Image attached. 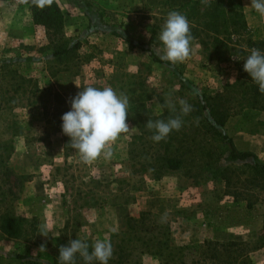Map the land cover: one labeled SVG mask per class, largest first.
<instances>
[{"label":"rangeland","instance_id":"1","mask_svg":"<svg viewBox=\"0 0 264 264\" xmlns=\"http://www.w3.org/2000/svg\"><path fill=\"white\" fill-rule=\"evenodd\" d=\"M54 1L64 21L61 34L50 36L33 23L28 4L0 0V142L8 141L0 146H12L6 165L27 176L11 206L27 218L24 234L0 238V264H59V247L77 238L89 243L90 252L96 239L110 240L108 264H159L158 244L204 240L248 243L249 263L264 264V181L255 168L264 164V109L249 106L234 84L236 64L247 55L219 62L194 37L189 58L166 65L125 41L142 42L158 54L157 34L168 12L191 21L196 7L190 0ZM241 4L249 36L264 42V18L249 7L251 0ZM65 47L72 50L55 54ZM87 86H111L129 96L130 131L111 142L110 157L84 162L63 134L61 117L70 110L69 98ZM215 92L228 112L217 129L256 160L227 159L219 134L203 123L197 102ZM166 99L176 112L164 107ZM179 99L193 110L181 117L179 131L154 142L145 124L180 114ZM155 151L184 161L177 170H158ZM81 190L90 191L87 200L105 202L86 206ZM141 213L144 221L130 229L129 219ZM41 224L48 237L38 233ZM42 244L46 251H39ZM76 264H85L79 254Z\"/></svg>","mask_w":264,"mask_h":264},{"label":"trees","instance_id":"2","mask_svg":"<svg viewBox=\"0 0 264 264\" xmlns=\"http://www.w3.org/2000/svg\"><path fill=\"white\" fill-rule=\"evenodd\" d=\"M190 1L191 2L188 1L189 3L187 2V4L196 7V11L193 10V13L188 15L191 18L190 22L193 20V25L191 27L192 35L193 37L199 38L203 45H209L210 56L217 61L225 62L232 55H249L250 49L253 47L261 50L264 49V42L254 41L249 36L241 0ZM28 8L35 25L44 27L50 36L61 34L64 20L62 11L56 1L53 0L51 6L41 10L32 4V0H29ZM202 36L203 38L206 37L208 41L205 42ZM125 41L132 48L141 47L148 52L154 62L170 65L169 62L161 60L153 48L144 47L142 42H135L126 37ZM70 50H72V47H65L55 51V54H66ZM243 64L244 60L236 64L238 79H236L234 84H238L241 87L240 91L243 95V100L248 101L249 106L252 108L264 109V101L259 100L262 93L258 90V86L251 81L249 74L243 70ZM177 67H179V71L177 72L181 75L183 69L180 64L177 65ZM238 80H240V82ZM220 95L219 92H215L212 95H202L199 100L202 101L203 104L197 102V109L202 113L203 123L207 128L219 134L221 141L226 146L227 159L244 161L248 158H252L256 160V155L253 152L238 150L232 138L217 129L218 126H223L228 117V112L223 106L224 104L220 99ZM7 142L8 141L2 140L0 144L5 145ZM64 148L65 154H67L66 144ZM11 152L12 146H8L7 148H5V146H0V238L16 239L24 234L23 223L27 221V218L15 214V211L11 208L12 200L17 197V191L21 188L22 180L27 178V176L15 174L13 170L6 165ZM159 154L158 151H155L156 158L161 160L159 166L156 165L158 170L163 168L177 170L184 161L182 155H175L171 152L165 153L164 155ZM255 168L259 177L264 181V164L256 162ZM82 191L83 190H81V195H83V197L81 196V198H84V205L86 206L105 202V199H103V201L101 200L102 202H98L96 199L93 200V198L87 200V194L90 191L86 190L84 193ZM124 202H127V199H124ZM2 205H5L3 211H1ZM145 214L146 213H141L139 219L130 218L129 220L132 222H129L130 229H134L137 224L143 222ZM35 235L36 233L34 232L32 237ZM248 246V243L242 241L221 242L204 240L202 243L179 247L171 243L166 245L158 244L155 254L162 257L159 264H250L247 256L250 248ZM165 250L166 253L164 252ZM176 252L177 260H175ZM193 255L195 259H193ZM16 257L19 259L25 258L22 254H16Z\"/></svg>","mask_w":264,"mask_h":264},{"label":"clouds","instance_id":"3","mask_svg":"<svg viewBox=\"0 0 264 264\" xmlns=\"http://www.w3.org/2000/svg\"><path fill=\"white\" fill-rule=\"evenodd\" d=\"M53 0H32V4L39 8L51 6ZM207 2V0H205ZM261 18H264V0H251L250 6ZM161 43L158 55L165 62L182 63L189 58L194 37L191 23L187 16L177 10L168 12L166 19L157 34ZM243 70L249 74L251 81L264 94V50L253 47L244 59ZM233 80H230L231 82ZM70 110L61 117L62 132L70 138L72 149L79 153L84 162L97 159L101 155L108 158L112 155L111 142L121 134L128 133L127 116L130 98L123 92H118L111 86L97 88L87 86L82 88L74 97L69 98ZM180 114L168 119H148L145 127L154 132L151 139L159 143L165 140L175 130L183 126L182 116L188 115L193 109L184 99H179ZM164 107L176 112V104L166 99ZM47 224L38 225V233L48 237ZM90 245L79 238L69 240L67 245L59 247V264H76V256L83 259L85 264H108L113 255L112 243L108 239H96ZM39 251H46L42 244Z\"/></svg>","mask_w":264,"mask_h":264},{"label":"built area","instance_id":"4","mask_svg":"<svg viewBox=\"0 0 264 264\" xmlns=\"http://www.w3.org/2000/svg\"><path fill=\"white\" fill-rule=\"evenodd\" d=\"M13 2H15L16 4L19 5H23V6H27L29 0H12Z\"/></svg>","mask_w":264,"mask_h":264}]
</instances>
